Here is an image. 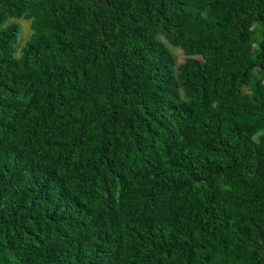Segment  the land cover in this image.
<instances>
[{
	"label": "trees",
	"instance_id": "obj_1",
	"mask_svg": "<svg viewBox=\"0 0 264 264\" xmlns=\"http://www.w3.org/2000/svg\"><path fill=\"white\" fill-rule=\"evenodd\" d=\"M0 264H264V0H0Z\"/></svg>",
	"mask_w": 264,
	"mask_h": 264
},
{
	"label": "rangeland",
	"instance_id": "obj_2",
	"mask_svg": "<svg viewBox=\"0 0 264 264\" xmlns=\"http://www.w3.org/2000/svg\"><path fill=\"white\" fill-rule=\"evenodd\" d=\"M17 22L21 25V34H20V37H19V41L20 42H19V46L17 48V49L20 50L19 47H22L25 44V42L29 39L30 34H31V29H30V22L25 21V20H19ZM172 50H173V53L176 56L178 64H181L182 62H184L185 56L182 53V51L180 49H178V48H172Z\"/></svg>",
	"mask_w": 264,
	"mask_h": 264
}]
</instances>
